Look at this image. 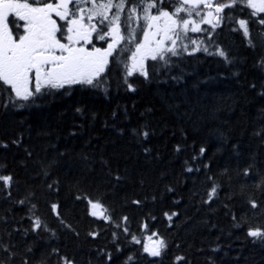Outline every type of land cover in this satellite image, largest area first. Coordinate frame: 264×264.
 I'll list each match as a JSON object with an SVG mask.
<instances>
[{
	"label": "trees",
	"instance_id": "1",
	"mask_svg": "<svg viewBox=\"0 0 264 264\" xmlns=\"http://www.w3.org/2000/svg\"><path fill=\"white\" fill-rule=\"evenodd\" d=\"M249 13L226 9L211 38L189 33L227 61L189 55L186 40L169 64L149 59L147 78L127 76L121 44L100 86L46 89L24 107L0 90V175L12 177L0 264H264V239L247 234L264 229V25ZM153 232L159 257L143 251Z\"/></svg>",
	"mask_w": 264,
	"mask_h": 264
},
{
	"label": "snow or ice",
	"instance_id": "2",
	"mask_svg": "<svg viewBox=\"0 0 264 264\" xmlns=\"http://www.w3.org/2000/svg\"><path fill=\"white\" fill-rule=\"evenodd\" d=\"M165 2L167 0H0V90L8 93L5 103L24 107L44 94L46 89L58 90L66 85L100 86L109 57L115 59L121 54L122 42L135 45L129 58L131 63L125 64L127 76L139 73L147 78L145 59L167 65L172 57L181 55V47L187 51L185 40L197 45L189 55L203 51L227 61V53L222 48L209 52L208 47H200L204 44L203 39L189 36L192 32L211 38L223 20L232 19L230 14H225L226 9L238 6L241 11L249 9L250 17L259 18V23L264 25V18H260L264 14V0H228L226 3L176 0L170 9L163 7ZM137 21L143 23L138 28L133 27ZM249 22L247 19L237 20L245 37L250 35ZM205 24L210 25V29L201 27ZM94 40L105 42L107 47H96ZM166 42H170V46ZM248 43L252 44L251 39ZM128 88L135 90L131 83ZM21 101L24 103H19ZM143 135L147 137L148 133ZM0 183L10 186L12 177L0 175ZM215 195L216 186H213L209 199ZM89 203L93 208L99 206L92 201ZM250 203L253 208L257 207L255 201ZM51 207L56 211L58 205ZM91 214L96 215L95 212ZM165 215L171 220L176 214ZM123 219L126 221L127 217ZM33 224L34 230L40 228V219L37 217ZM124 230L128 232L127 228ZM247 234L264 239V229L261 228H250ZM156 235L152 233V236ZM152 236L147 239L151 241ZM132 240L141 243L135 236ZM166 248V242L159 239L151 245L145 244L143 251L159 257ZM63 259L64 264H73L71 260Z\"/></svg>",
	"mask_w": 264,
	"mask_h": 264
},
{
	"label": "rangeland",
	"instance_id": "3",
	"mask_svg": "<svg viewBox=\"0 0 264 264\" xmlns=\"http://www.w3.org/2000/svg\"><path fill=\"white\" fill-rule=\"evenodd\" d=\"M166 3V2H165ZM174 5V4H173ZM166 7V6H165ZM210 26V25H209ZM201 27L202 28H207L206 27V25H201ZM186 41V40H185ZM185 41H184V43H185ZM167 43V42H166ZM169 46H170V44H169ZM96 47H98V46H96ZM107 47V44L105 43L104 44V46L102 47V48H106ZM135 51V48H134V50H133V52ZM130 58V57H129ZM127 59V64H130L131 63V61H130V59ZM145 63H146V59H145V61H144V65H145ZM31 85V84H30ZM92 212H95L96 213V215H98V214H101L102 213V209H101V207H100V205L97 207V208H93L92 207V205L90 204V213H92ZM158 240V238H156V237H153L152 236V240L151 241H149L148 239H146V241H144V244H148V245H151L152 243H154L155 241H157Z\"/></svg>",
	"mask_w": 264,
	"mask_h": 264
},
{
	"label": "flooded vegetation",
	"instance_id": "4",
	"mask_svg": "<svg viewBox=\"0 0 264 264\" xmlns=\"http://www.w3.org/2000/svg\"><path fill=\"white\" fill-rule=\"evenodd\" d=\"M95 36V34H93Z\"/></svg>",
	"mask_w": 264,
	"mask_h": 264
}]
</instances>
